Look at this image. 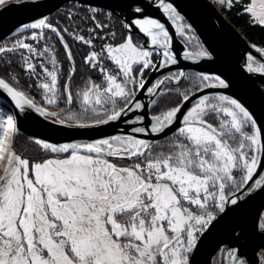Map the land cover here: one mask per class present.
<instances>
[{
    "label": "snow or ice",
    "instance_id": "1",
    "mask_svg": "<svg viewBox=\"0 0 264 264\" xmlns=\"http://www.w3.org/2000/svg\"><path fill=\"white\" fill-rule=\"evenodd\" d=\"M214 2L221 11L241 5L264 29V0ZM149 9L178 34L192 28L173 0H109L55 22L43 0H0V18L30 13L0 38V92L14 109L77 128L126 126L84 143L30 138L39 146L31 156L16 149L13 116L0 120V264H264V213L243 217L248 200L264 194V127L234 96L203 94L230 86L222 71L196 73L199 96L179 87L182 70L148 86L146 72L177 64L169 29ZM66 36L87 46L75 92ZM251 47L260 57L249 53L244 68L264 74V46ZM184 55L213 59L202 44ZM172 83L175 100L157 108L154 99L150 116L140 112L138 92L171 96Z\"/></svg>",
    "mask_w": 264,
    "mask_h": 264
},
{
    "label": "water",
    "instance_id": "2",
    "mask_svg": "<svg viewBox=\"0 0 264 264\" xmlns=\"http://www.w3.org/2000/svg\"><path fill=\"white\" fill-rule=\"evenodd\" d=\"M43 2L46 9H50L52 15L68 2L84 6L103 7L109 0H43ZM142 2L147 3V0H142ZM173 2L182 10L185 21L192 24L191 29L198 41L212 51L213 59L202 58L198 61L187 59L184 55L186 46L179 39L177 30L171 25V22L154 9H149L148 11L164 22L169 29L172 37V50L177 56V64L164 69L150 70L145 76L148 86L158 77L167 75L170 71L182 70L184 73L188 71L195 73L208 70L222 71L228 77L230 86L227 89L220 86L204 89L203 94L221 93L234 96L249 108L258 124L264 127V88L260 84V81L264 80V74H249L244 68L249 53L254 57H260L256 49L251 47L253 42L249 41L211 0H173ZM47 14L48 12L45 11V15ZM28 15L30 13H5L3 18H0V38H7L8 30L17 25L18 22H27ZM257 47L262 46L257 45ZM194 92L196 96L201 94L199 91ZM138 96L145 105V108L141 109L140 112L148 113L150 116L149 105H152L153 100H157L159 96H149L146 88L138 92ZM192 102L194 100L185 102L183 110L186 111ZM0 105L9 109L14 122L17 124V134L45 139L54 143L72 141L84 143L107 135L123 134L126 127L123 121H117L99 128H77L56 123L52 117H41L32 110H28L27 115L21 114L19 110L14 109V105L2 92H0ZM145 123H147V117ZM263 210L264 194H254L244 206L243 217L250 220L257 213H262ZM206 257H208V251L202 253L200 259L204 260Z\"/></svg>",
    "mask_w": 264,
    "mask_h": 264
},
{
    "label": "trees",
    "instance_id": "3",
    "mask_svg": "<svg viewBox=\"0 0 264 264\" xmlns=\"http://www.w3.org/2000/svg\"><path fill=\"white\" fill-rule=\"evenodd\" d=\"M81 7H88V6H84V5H79L77 3L74 2H68L66 4H64L60 9H58L57 11H55L52 15H51V19L53 22L56 21L58 16H63L64 13L68 10V9H72L73 11L79 10ZM226 17L238 28L240 29V31L246 36V38L259 45V46H264V29H262L259 26H255V25H251L249 23V18L246 15H243L241 12V5H236L234 6L231 10H224L222 11ZM81 15H83V13H81ZM122 21L116 20V21H112L110 23H115L116 28H117V35H119V27H120V23ZM76 24L80 25L81 29H86L88 27V25L86 24H80L79 21L76 22ZM75 26V25H73ZM111 30V28L109 29ZM46 34H47V30ZM66 39L68 41V43L70 44V46L72 47L73 53L75 55V60H76V67H77V76L76 79L73 81V92H75L76 90V85L79 84L81 82L80 80V72L83 71V69L81 68V65L83 64V60H82V55L81 53H86L87 50V46L79 43V42H75L73 41V39L71 37L66 36ZM32 43H35L34 41H30ZM55 50H56V54L57 57L60 61L64 62L65 61V54L63 53L62 50V45H60L57 41L53 40L52 41ZM97 43H99L97 41ZM43 42H41V47H43ZM0 66H2V62H0ZM64 68L65 71L67 69V63H64ZM189 73H185V79H183L180 84L179 87L181 89H184L186 86H188V81H186L187 76L191 75L193 73V71H188ZM187 74V75H186ZM191 75V76H193ZM167 87V86H166ZM174 90L176 88L173 87ZM174 90H169L172 91L173 94L171 96L165 95L163 98H161L160 96L158 97V101L159 104L155 105V107L159 108L160 105H166L167 103H169L170 101H173L176 99V95ZM35 96L38 95L35 92L33 93ZM0 108L2 110H4V112L8 113L9 115H11L9 109L4 106V105H0ZM31 137H28L24 134H16L15 136V143H16V149L17 151H21L24 154L27 155H31V156H35L38 155L39 153H37V151H35V149H37L39 146L35 145L34 142L30 139Z\"/></svg>",
    "mask_w": 264,
    "mask_h": 264
},
{
    "label": "rangeland",
    "instance_id": "4",
    "mask_svg": "<svg viewBox=\"0 0 264 264\" xmlns=\"http://www.w3.org/2000/svg\"><path fill=\"white\" fill-rule=\"evenodd\" d=\"M214 4H215V2H214V0H211ZM216 5V4H215ZM218 7V6H217ZM185 23H187L186 21H185ZM178 36H179V34H178ZM180 36H181V40H182V42L184 43V45L186 46V50H188V51H192L193 49H194V46L195 45H197V44H201L199 41H198V39L196 38V36H195V34H194V32L192 31V29H190V30H187V31H185L184 33H182V34H180ZM256 65H254V67H255ZM150 71V70H149ZM148 71V72H149ZM148 72H146V74H145V76L148 74ZM175 72H177V71H175ZM187 73H189V72H187ZM194 73V72H193ZM187 75V74H186ZM191 75H193V74H191ZM191 75H188L187 76V79H186V81H188V86H186L184 89H191L193 92L194 91H196V89L193 87V85L194 84H197L198 83V81L196 80V73H194V75L193 76H191ZM176 85L175 84H168L167 85V88H168V90H174V88L173 87H175ZM42 91V90H41ZM36 99H37V101L38 102H40V101H42V98H41V96L38 94V95H36ZM65 107V105L63 104V103H61L60 105H59V108H64ZM49 110H52V111H57L58 109H57V107H55V106H50L49 107ZM150 114H152V112L150 111ZM7 115H9L8 113H6V112H4V110H2L1 108H0V120H6V116ZM54 120H55V118H54ZM262 213H264V210L262 211Z\"/></svg>",
    "mask_w": 264,
    "mask_h": 264
},
{
    "label": "flooded vegetation",
    "instance_id": "5",
    "mask_svg": "<svg viewBox=\"0 0 264 264\" xmlns=\"http://www.w3.org/2000/svg\"><path fill=\"white\" fill-rule=\"evenodd\" d=\"M178 37H179V39L181 40V36H180V34H179V36H178ZM181 41H182V40H181Z\"/></svg>",
    "mask_w": 264,
    "mask_h": 264
}]
</instances>
